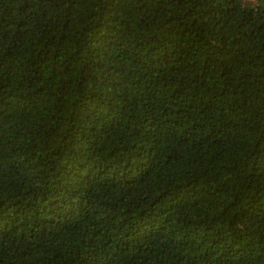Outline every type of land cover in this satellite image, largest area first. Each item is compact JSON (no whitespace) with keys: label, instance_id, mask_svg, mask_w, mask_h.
<instances>
[{"label":"trees","instance_id":"obj_1","mask_svg":"<svg viewBox=\"0 0 264 264\" xmlns=\"http://www.w3.org/2000/svg\"><path fill=\"white\" fill-rule=\"evenodd\" d=\"M0 264H264V0H0Z\"/></svg>","mask_w":264,"mask_h":264}]
</instances>
